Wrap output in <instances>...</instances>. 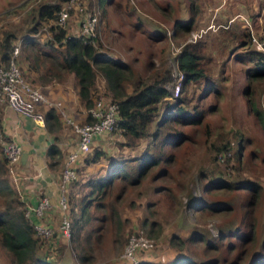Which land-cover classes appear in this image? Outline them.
Returning a JSON list of instances; mask_svg holds the SVG:
<instances>
[{"label":"rangeland","instance_id":"obj_1","mask_svg":"<svg viewBox=\"0 0 264 264\" xmlns=\"http://www.w3.org/2000/svg\"><path fill=\"white\" fill-rule=\"evenodd\" d=\"M39 1L0 0V38L4 30L16 34L13 44L20 42V65L28 51L22 46L26 27L21 24ZM81 1L83 9L70 12L66 25L70 34H76L84 11L93 12L87 0ZM24 3L23 8L18 7ZM15 8L16 13H12ZM106 10L94 44L100 52L131 64L134 72L126 91L133 89L137 78L149 80L168 68L174 81L166 88L180 82L179 96L189 101L186 108L197 105L202 115L197 123L172 122L181 136L164 151L172 155L171 160L162 159L148 168L137 184L115 180L106 201L119 220L112 215L103 223L93 221L81 230L78 245L71 234L58 230L62 211L59 213L58 224L51 225L55 230L56 263L125 264L120 255L130 235L140 232L153 241V247L140 252L139 259L153 264H169L180 251L176 247L179 243L182 253L194 263L248 264L264 253V131L253 114L254 106L264 111V74H255L254 62L240 61L237 52L248 48L250 31L264 29V0H109ZM190 16V31L176 33L175 18ZM232 18L235 21L230 22ZM241 32H248V37ZM36 36L41 45L50 35L41 27ZM197 41L206 56L201 63L210 77L183 86V73L174 57L184 44ZM67 79L71 92L76 91L73 77ZM167 99L174 100L169 96ZM98 100L110 101L101 76L94 91V101ZM84 109L86 115L88 108ZM73 114L68 113L77 120ZM123 140L118 131L104 135L92 143L91 152L97 147L115 158L121 154L132 157L141 154L150 139L140 140L135 147L120 146ZM104 162L78 171L79 178L93 175ZM162 168L165 171L161 173ZM8 180L12 182V177ZM244 181L254 182L257 189L245 188ZM13 184L10 186L18 194ZM6 196L0 190V206ZM97 224L102 227L85 239V233ZM80 254L88 258L81 261ZM0 264H14L1 247Z\"/></svg>","mask_w":264,"mask_h":264},{"label":"trees","instance_id":"obj_2","mask_svg":"<svg viewBox=\"0 0 264 264\" xmlns=\"http://www.w3.org/2000/svg\"><path fill=\"white\" fill-rule=\"evenodd\" d=\"M65 1L67 0H41L31 6L23 19L21 26L26 28L22 35V46L24 50H28L25 57L22 56L20 65L24 75L26 76V71L23 61L26 60L28 61L26 68L29 70L43 69L42 81L63 82L72 76L73 83L77 88L78 99L86 109L95 103L96 80L98 76H101L110 100L118 104L119 121L117 127L109 135L118 131L124 139L120 142L122 147H135L140 140L150 139L143 152L132 157L121 154L115 158L106 154L103 148L97 147L94 148L93 152H91V148L84 153L85 155L81 159L82 165L80 167L77 165V178L67 184V213L71 223L70 234L79 245L82 239L80 232L85 226L90 225L93 221L103 223L112 215L116 216L118 220L120 219L119 215L112 211L110 203L106 201L115 180L121 179L128 184H137L148 168L157 165L162 159L164 161L171 160L172 155L164 154V151L168 145L177 143L181 136V133L174 129L172 122L178 120L197 123L201 118L202 111L196 109L197 105L191 109L186 108L189 101L185 96H179L172 101L167 99L170 92L166 85L174 81V77L168 68L155 74L149 80L137 78L133 89L128 92L126 91V83L132 80L134 72L131 64L100 52L94 43L85 42L77 33L70 34L66 28H61L53 22L48 26L50 36H46V40L40 45L36 36L39 28L46 26L50 20H56L57 12ZM87 1L88 9L98 17L96 27L98 32L99 25L107 13L106 8L109 0ZM25 3L18 5V7L23 8ZM9 9L7 10L9 11ZM16 9H12L11 12L16 13ZM192 24L193 16L187 19L175 18L174 31L176 33L189 32ZM242 33L248 37V32H246L247 34L241 32V35ZM15 38L16 34L13 30L2 32L0 38L1 62L8 61ZM95 39L97 40V37L94 38V41ZM97 43L99 45L98 41ZM241 43L245 44L246 40L242 39ZM251 46L249 38L248 48L244 52H237L239 53L237 58L240 61L243 59L253 61V72L264 74V53L254 50ZM29 47H35V50H30ZM201 50L202 44L199 41L186 43L174 57L178 68L183 73V86L210 77L206 72L207 68L201 63L203 57L206 58ZM28 78L31 83H35L34 79ZM162 110L164 113L161 115ZM253 114L260 128L264 131V111L254 106ZM44 117L45 126L50 132H57L65 125L58 110L54 107L46 108ZM92 119L90 113L87 112L85 119L81 122H90ZM46 153L51 161L59 162L62 157L61 150L55 142L49 145ZM100 160H105L106 163L97 166L98 170L93 175L88 178H79L78 171H83L85 167L95 165ZM53 163L50 162V165ZM101 165L104 166L101 168ZM164 171L165 168L160 170L161 173ZM4 173L7 178L0 177V190L5 191L8 196L3 199L0 206V247L2 251L14 264H57V259L54 258L56 255L55 248H50L52 243L46 244L42 238L35 234L30 219L26 215L24 202L19 194L12 190L11 184L9 185L11 182L8 180L10 176L8 162L3 155L0 143V176ZM243 185L252 191L258 187L251 181H244ZM101 227L100 224L91 226L84 235L85 239H88L93 231ZM173 239L171 241L175 245L176 242H173ZM245 239L247 238L242 237V240H248ZM179 246L181 243L176 246L181 251ZM262 248L264 251V244ZM40 249H42L41 254L39 253ZM78 258L85 261L88 256L80 254ZM138 264L153 263H147L141 259ZM169 264H208V262L194 263L188 254L181 253L175 256ZM248 264H264V253L252 258Z\"/></svg>","mask_w":264,"mask_h":264},{"label":"built area","instance_id":"obj_3","mask_svg":"<svg viewBox=\"0 0 264 264\" xmlns=\"http://www.w3.org/2000/svg\"><path fill=\"white\" fill-rule=\"evenodd\" d=\"M81 0H67L57 12V18L54 21H49L43 27L47 30L48 26L54 22L61 28H66L71 10L83 9L80 5ZM98 17L92 12L84 11L80 23L76 27V33L80 35L85 42L94 43V38L97 36ZM199 36V35H198ZM196 39V36H194ZM251 47L264 53V29L258 33L250 31ZM21 52L20 42L13 44L10 56L7 62L0 61V103H5L17 113L29 117L37 125L45 124L44 110L54 107L58 110L59 116L64 124L70 127L77 136L76 148L70 151L65 158L62 168L60 183L58 208L62 211V216L58 230L65 234H70L71 223L67 213V184L77 178V161L81 154L88 152L96 138L111 133L118 124V104L111 100L106 102L98 100L91 106L87 112L93 118L90 122L77 121L70 117L62 107L61 101L51 100L45 96L39 87L35 86L27 80L24 72L20 68L19 55ZM182 79V76L180 77ZM180 82L175 83L169 88L170 96L176 99L180 94ZM0 143L4 157L8 162L10 174L14 173V167L19 161L21 155L20 146L11 138L4 136L0 130ZM25 205V204H24ZM53 205L47 195H41L35 204L25 205V212L29 217L34 228L35 234L42 238L45 243H52L50 248H55L54 228L42 220ZM153 247V241L140 232H134L128 238V241L123 249L120 257L125 264H138L140 252L148 251Z\"/></svg>","mask_w":264,"mask_h":264},{"label":"crops","instance_id":"obj_4","mask_svg":"<svg viewBox=\"0 0 264 264\" xmlns=\"http://www.w3.org/2000/svg\"><path fill=\"white\" fill-rule=\"evenodd\" d=\"M232 21H235V18L230 20V22ZM27 64L28 61H23L24 70L30 78L34 79L35 84L43 89L48 98L61 101L66 113H74L77 121L85 119L87 114L85 115L84 106L80 104L77 90L71 92L70 86L67 84L68 79L63 82L42 81L43 69L29 70L26 68ZM0 129L4 136L13 139L21 148V155L14 167V173L10 174L11 184L14 182L13 186L25 205L35 204L41 195H47L53 207L43 221L49 225H57L58 215L61 214L57 205L61 172L66 155L76 148V134L66 125L57 132H50L45 124L37 125L31 118L17 113L5 103L0 105ZM53 142L57 144L62 153L59 162L51 161L46 153L47 148ZM84 155L79 156L78 167L82 165L81 159ZM50 162H54L53 165H50ZM87 169L88 166L84 168V171ZM181 253L180 251L176 252L175 256ZM142 260L151 263L149 260Z\"/></svg>","mask_w":264,"mask_h":264}]
</instances>
